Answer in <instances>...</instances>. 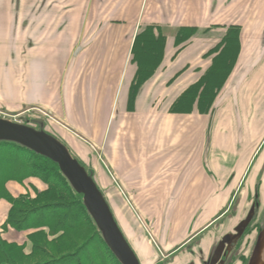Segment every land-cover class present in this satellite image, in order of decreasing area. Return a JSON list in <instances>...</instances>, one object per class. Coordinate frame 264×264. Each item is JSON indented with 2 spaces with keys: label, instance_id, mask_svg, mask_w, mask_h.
<instances>
[{
  "label": "crops",
  "instance_id": "obj_1",
  "mask_svg": "<svg viewBox=\"0 0 264 264\" xmlns=\"http://www.w3.org/2000/svg\"><path fill=\"white\" fill-rule=\"evenodd\" d=\"M80 10L53 19L56 27L37 20L40 34L26 30L24 52L19 15L12 21L0 2V101L49 117L93 173L140 264H207L245 220L236 219L245 204L264 205V30L249 29L246 13L264 11V0H89ZM31 16L25 25L33 27ZM216 25L226 30L206 35ZM146 26L160 27L164 53L135 90L136 39ZM229 26L240 28L241 48L223 88L208 107L199 89L190 106L176 109L211 67L216 54L208 53ZM183 27L199 32L179 44ZM7 188L13 196L29 190L16 181ZM9 207L0 201V234L23 244L30 231L3 226Z\"/></svg>",
  "mask_w": 264,
  "mask_h": 264
},
{
  "label": "trees",
  "instance_id": "obj_2",
  "mask_svg": "<svg viewBox=\"0 0 264 264\" xmlns=\"http://www.w3.org/2000/svg\"><path fill=\"white\" fill-rule=\"evenodd\" d=\"M197 31L194 27L179 28L176 40L180 44ZM136 41L134 56L141 67L133 84L135 90L151 75L155 63L162 60L165 35L160 27L146 26ZM240 48V28L229 26L221 42L208 53L216 54L211 67L181 96L176 109L190 106L199 89L200 104L208 107L223 88ZM221 56L227 66L221 78L211 82L210 74ZM36 180L45 187L38 188ZM9 181L22 183L29 190L13 196L7 188ZM0 201L10 205L3 226L18 232L30 231L23 244L4 240L0 234V264H121L100 236L98 241L89 236V227L93 234L95 229L83 195L75 191L58 165L13 141H0Z\"/></svg>",
  "mask_w": 264,
  "mask_h": 264
},
{
  "label": "rangeland",
  "instance_id": "obj_3",
  "mask_svg": "<svg viewBox=\"0 0 264 264\" xmlns=\"http://www.w3.org/2000/svg\"><path fill=\"white\" fill-rule=\"evenodd\" d=\"M0 2H2L3 6H6V14H9V11L11 12L12 21L18 18V15H19V18L17 19L20 21V25L18 27L19 30L17 31V37L19 39V49L18 50L19 51L23 50L24 52L26 48V40H25L26 30L30 27L29 34L33 36L35 39H36V36L40 34V32L36 33L37 20H39V23H41L44 20L50 21L51 19V26L56 27L57 21L54 22L52 21L53 19L58 18V17L72 18V17L81 16L82 15V11L80 10L81 7H86V5L88 6L89 4V0H0ZM8 8L10 9L9 11H8ZM29 11H31V14L28 16H25V14H27ZM37 13H44L45 17L44 16L42 17V15L39 14V19H36ZM219 13L223 20L229 19L231 17V14L229 11H221ZM246 13H247L248 18L250 19L251 26H252L249 29L254 30L255 28L256 29L255 33H257V31L261 32L262 29L264 30V23L262 24L261 27H259L260 25L258 24L257 25L252 24V23H256V21L258 23L260 19L264 20V11L249 10ZM31 15H33V18H34L33 27L30 26V24L29 26L25 25L26 21L29 23V21L26 20V17H28L29 19L30 17H32ZM8 18H9V15H7V17L3 16L2 18L3 23L4 22L8 23L9 22ZM32 28L34 29L33 31H32ZM225 30L226 28L223 27V25H216L215 27H211L208 30H206L205 33L208 36H214V35L218 36V35H221ZM164 32L168 33V31H165V30ZM198 32L199 31H197V33ZM213 32H215L216 34H213ZM20 40H23V41H20ZM226 66H227L226 61L224 60L223 56H221V58L217 61L216 67L212 70L210 74V81L216 82L217 80H219L221 76L223 75ZM0 118L5 119V120H10L14 123H18L21 125H27L36 130L46 132L54 136L59 141H61L58 138L57 133L53 131L52 129V125H55V124L53 123L52 125H50L51 120L39 107L37 108L25 107L19 111H11L7 109L6 107H4L3 103L0 101ZM0 141H4V140H0ZM71 154L76 159H78L76 155H74L72 152ZM79 162L86 168V170H88V173L90 172L89 173L90 175L91 174L93 175V173L89 170V167H87L85 163L81 162L80 160ZM36 181L40 184L41 189L45 187V185L41 183V181H38V180ZM245 205L246 207L244 208V211L236 219H238V222L246 219L250 214L251 208H254L253 217L251 221L249 222V225L246 227L243 235L239 238L237 242L233 243L232 255L230 256V264H248L252 256V252H253L257 237L259 233L264 230V205L258 202L257 198L252 204L248 203V205L247 204ZM232 216H235V213H232ZM92 221H93V225H94L93 227L95 229V233L93 234V231L89 227V236L92 235L91 237L92 240L98 241L97 239L99 236L104 240L102 232L100 231V229L94 222L93 218H92ZM230 232L233 233L234 228H231Z\"/></svg>",
  "mask_w": 264,
  "mask_h": 264
},
{
  "label": "water",
  "instance_id": "obj_4",
  "mask_svg": "<svg viewBox=\"0 0 264 264\" xmlns=\"http://www.w3.org/2000/svg\"><path fill=\"white\" fill-rule=\"evenodd\" d=\"M0 140L22 144L58 164L63 175L75 191L83 195L84 204L94 222L102 232L104 241L121 264H140L136 254L119 228L112 210L92 175L76 159L67 146L54 136L27 125L0 118ZM254 213L240 223L235 234H226L220 241L212 257L211 264L217 262L226 246H231L243 235ZM264 244V230L257 237L248 264H264L261 255ZM228 247V248H229ZM228 250V249H227Z\"/></svg>",
  "mask_w": 264,
  "mask_h": 264
},
{
  "label": "flooded vegetation",
  "instance_id": "obj_5",
  "mask_svg": "<svg viewBox=\"0 0 264 264\" xmlns=\"http://www.w3.org/2000/svg\"><path fill=\"white\" fill-rule=\"evenodd\" d=\"M230 252L232 254V250H226L225 249L223 255L220 258H218L217 262L214 263V264H230V256H231V254L228 255ZM211 260L212 259H210V260L208 259L207 260L208 261L207 264H211Z\"/></svg>",
  "mask_w": 264,
  "mask_h": 264
},
{
  "label": "bare ground",
  "instance_id": "obj_6",
  "mask_svg": "<svg viewBox=\"0 0 264 264\" xmlns=\"http://www.w3.org/2000/svg\"><path fill=\"white\" fill-rule=\"evenodd\" d=\"M264 261V244H263V250H262V255H261V262Z\"/></svg>",
  "mask_w": 264,
  "mask_h": 264
}]
</instances>
